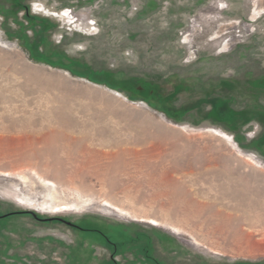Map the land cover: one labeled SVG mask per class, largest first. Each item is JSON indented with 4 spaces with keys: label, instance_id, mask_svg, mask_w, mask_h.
<instances>
[{
    "label": "rangeland",
    "instance_id": "rangeland-1",
    "mask_svg": "<svg viewBox=\"0 0 264 264\" xmlns=\"http://www.w3.org/2000/svg\"><path fill=\"white\" fill-rule=\"evenodd\" d=\"M10 1L0 0V89L17 101L3 106L89 122L123 143L66 137L19 162L2 155L0 214L88 231L0 218V264H264V233L242 226L245 243L222 220L244 206L264 214V112L227 126L229 112L208 118L200 101L254 104L264 0H21L29 13ZM13 137L0 131L1 153Z\"/></svg>",
    "mask_w": 264,
    "mask_h": 264
},
{
    "label": "bare ground",
    "instance_id": "bare-ground-1",
    "mask_svg": "<svg viewBox=\"0 0 264 264\" xmlns=\"http://www.w3.org/2000/svg\"><path fill=\"white\" fill-rule=\"evenodd\" d=\"M3 92L4 90L0 89V131L3 133H12L13 136L16 135V137H13L14 147L12 148V150L9 153L0 152L1 158L2 155H6V157L15 159L14 161L19 162V160L17 159L18 157H20L21 153L24 150L36 151L35 148L38 145H49L50 143H52L53 145L54 143L59 142L60 139H65L66 137V140L68 142L73 141V143L78 141L93 143V139L95 137H102V144L106 146L111 145L112 147H118L123 143L120 138H113L117 135V133L114 132V135H112L110 129H105L103 127L99 128L97 126H93V124L89 122L81 123L74 120L72 124L67 123L68 125L64 127L65 121L61 122L57 118L48 119L46 113H43L41 111L31 112L28 111V109L25 107H18L14 105H11L9 108L5 107L3 105L16 103L17 97L15 94L10 93L9 95H5ZM4 123H7L8 125H5ZM67 133H71L73 136H68ZM26 157L29 158L28 156ZM232 175H230V177H232ZM239 212H241V214L238 216H232V218L225 217L222 219L226 231H228V229L231 230L234 225V228L237 229V231H239L242 226H247L251 231L255 233H264V228L260 231L257 229L259 226H264V214H258V212H256L254 208L245 206L242 208L240 207ZM253 232L249 237L243 234V232H240L244 237L240 234L242 236V240L240 238L239 240L251 244Z\"/></svg>",
    "mask_w": 264,
    "mask_h": 264
},
{
    "label": "flooded vegetation",
    "instance_id": "flooded-vegetation-1",
    "mask_svg": "<svg viewBox=\"0 0 264 264\" xmlns=\"http://www.w3.org/2000/svg\"><path fill=\"white\" fill-rule=\"evenodd\" d=\"M9 2V1H8ZM11 3V6H16V7H21V8H26V11L29 13L30 11H29V9H30V7L28 6V4L25 2V1H21V0H14V1H10ZM161 81L163 80V81H166V78H159ZM171 79H174V77H171ZM189 79V81H191V82H193V80H194V77L192 76V77H189L188 78ZM254 80V79H253ZM151 80H149V82H150ZM227 81H223V80H221V81H218V85L220 86H223V85H226L227 83H226ZM229 84L228 85H232V83L229 81L228 82ZM254 84L255 83H257L258 84V86H260V89H256V87L255 86H253V88L256 90V92H255V96H253V99L255 100V102H254V104H252L250 107H247L248 109H245L246 110V112H244V113H240L239 111H236V110H234V109H231V107H226L225 106V103L227 102L224 98H221V97H219V96H209V95H206L205 97H203L202 99H200V101L201 102H203V103H207V104H209L210 105V109L208 110V114H207V116H208V118H210L211 117V114L212 113H214V116H219V115H223L225 112H229L228 114H230L229 115V118L227 119V120H224V122H222V124L224 125H227V124H230V125H232V124H234V125H236L237 126V124L238 123H240V122H245L244 124H246V125H249L250 123H251V121H254V120H256V119H258L257 118V113L258 112H260V113H263L264 111V109L262 110V109H258L259 107H258V102H259V99H260V97H258V95L259 96H261V94H264V76L261 78V79H259V80H255L254 82H253ZM142 84V83H141ZM149 84H151V82L149 83ZM253 85V84H252ZM142 86V85H141ZM254 90V91H255ZM258 92V93H257ZM260 92V93H259ZM258 94V95H257ZM217 97H219V98H217ZM261 106V105H260ZM243 114L245 115L244 117H242L243 116ZM249 120H251V121H249ZM258 121V120H257ZM217 123H219V122H217ZM261 123V122H260ZM220 124V123H219ZM221 124V125H222ZM261 125L263 126V130H262V132H260L261 133V135H262V137L260 136V137H258V139H256L255 140V142L256 143H258L260 140L262 141V142H264V124H262L261 123ZM228 126V125H227ZM226 126V127H227ZM231 130H234V128H230ZM234 132H236V131H234ZM14 213H17V212H14ZM14 213H8V214H0V218H8V217H13V216H25V215H19V214H14ZM31 213V212H30ZM10 214H13V215H10ZM7 215H10V216H7ZM30 216H32L33 217V214H31ZM34 218V217H33ZM40 218V217H39ZM35 219V218H34ZM41 219H43V218H41ZM37 220V219H36ZM37 221H39V222H43V223H53V222H59L60 224H65V225H67V226H69L70 228H72V229H74V230H78V231H81V232H86V231H88V230H82L81 228H80V226L78 225V224H75V223H73V222H71V221H68V220H64V219H60V218H54L53 220H51V221H41V220H37ZM94 231V230H93ZM107 246H108V248H110V249H112L113 250V252H118V250H116V247H115V245L112 243V242H110L109 241V243L107 244ZM115 256H112V259H111V263L112 264H118V263H116V261H115Z\"/></svg>",
    "mask_w": 264,
    "mask_h": 264
},
{
    "label": "water",
    "instance_id": "water-1",
    "mask_svg": "<svg viewBox=\"0 0 264 264\" xmlns=\"http://www.w3.org/2000/svg\"><path fill=\"white\" fill-rule=\"evenodd\" d=\"M32 213V212H31ZM33 214V217L35 218V219H37V220H41V221H51V220H53V219H41V218H39L38 216H37V214H35V213H32Z\"/></svg>",
    "mask_w": 264,
    "mask_h": 264
},
{
    "label": "trees",
    "instance_id": "trees-1",
    "mask_svg": "<svg viewBox=\"0 0 264 264\" xmlns=\"http://www.w3.org/2000/svg\"><path fill=\"white\" fill-rule=\"evenodd\" d=\"M14 214H19V215H31L32 213H30V212H17V213H14ZM10 215H13V214H10ZM10 215H7V216H10Z\"/></svg>",
    "mask_w": 264,
    "mask_h": 264
},
{
    "label": "built area",
    "instance_id": "built-area-1",
    "mask_svg": "<svg viewBox=\"0 0 264 264\" xmlns=\"http://www.w3.org/2000/svg\"><path fill=\"white\" fill-rule=\"evenodd\" d=\"M134 1H137V3L139 2V0H134ZM137 3H136V6L138 5ZM136 6H135V7H136ZM70 14H71V13H70ZM95 27H96V21L93 20V29H94V31H96V33H97V30H96Z\"/></svg>",
    "mask_w": 264,
    "mask_h": 264
}]
</instances>
